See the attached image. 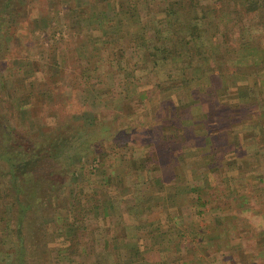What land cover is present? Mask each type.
<instances>
[{
  "label": "trees",
  "instance_id": "trees-1",
  "mask_svg": "<svg viewBox=\"0 0 264 264\" xmlns=\"http://www.w3.org/2000/svg\"><path fill=\"white\" fill-rule=\"evenodd\" d=\"M71 2L76 3V16L71 25L77 26V34L75 32L74 40H71L74 43L71 63L79 68V89L86 104L95 87L94 92L106 96L107 103L112 104H123L122 100L129 95L140 96L149 89L155 92L163 84L167 90H186L191 82L186 74V65L203 66L202 63L220 57L217 55L222 45L217 41V32H213L219 25L213 13L215 7L223 9L234 26L240 27L247 20L249 31L264 39V0H94L87 3L85 7L89 12L85 13H78L80 7L83 8L80 0ZM11 5L10 0H0V246L3 249L0 264H139L142 260L139 261L138 246L132 244L129 237L132 226L130 223L127 225L131 210L128 206L122 207L120 200L113 201L114 196L110 197L106 190L103 198L98 197L101 186L94 179L83 176L75 179V173L71 172L72 179L64 186L63 196H51L49 192L44 195L42 192L47 181L50 182V190L56 182L54 174H40V164L48 156L41 161L39 157L51 145L54 154L61 147L57 136L50 138L54 130L36 134L22 125L24 118H20V114L26 111L28 101L24 102L27 99L21 91L23 82L31 76L27 71L28 61H15L17 72H23L13 80H9L8 75L2 77L6 67L4 55L9 52L13 39L11 30L18 24L16 10L10 9ZM227 8L232 10L226 13ZM231 27L227 28L230 33ZM49 29L48 40L57 31L56 26ZM252 39L254 35L249 33L248 42ZM248 42L243 45L248 47ZM41 47L42 44L35 49L41 50ZM222 54L228 56L227 51ZM221 58L224 60L225 57ZM118 61L124 63L123 69H119ZM224 61L228 62V59ZM38 72L33 74V82L40 91H49L48 86L53 83L47 82L48 73L45 77ZM18 78L20 81L16 83ZM61 96L58 94L59 98ZM97 99L91 104L99 103ZM57 102L65 103L62 100ZM47 106L45 113H57L53 102ZM13 119L18 123L17 129L10 123ZM178 119L173 122L174 131L169 129L163 137L172 133L176 135L175 131L180 136L185 134L183 127L177 124ZM94 126L95 121L82 124L83 128ZM98 128L100 131L104 127ZM13 130L28 143L27 151H38L30 158L24 153L22 163L12 162L9 148H12L10 137ZM100 135L102 138L99 132ZM119 163L124 164L125 161ZM115 170L117 172L118 169ZM107 171L104 170L105 173ZM113 173H106L102 186L105 188L107 183H116L120 190L122 179ZM118 195L121 196V192ZM43 197L45 201L38 206L39 199ZM39 211L43 215L40 222L35 223L38 224L37 231L42 230L34 240L32 221L26 217Z\"/></svg>",
  "mask_w": 264,
  "mask_h": 264
},
{
  "label": "crops",
  "instance_id": "crops-1",
  "mask_svg": "<svg viewBox=\"0 0 264 264\" xmlns=\"http://www.w3.org/2000/svg\"><path fill=\"white\" fill-rule=\"evenodd\" d=\"M222 10L213 11V32L226 40L232 19ZM245 27L232 26L237 46L218 42L217 60L185 66L186 90L163 84L122 100L119 121L135 123L145 140L136 147L123 141L115 155L125 163L114 168L122 183L113 201L131 210L139 264H264V227L250 230L243 219L263 213L264 221V39ZM177 117L185 134L163 137ZM247 238L257 239L254 246ZM154 250L157 260L149 261Z\"/></svg>",
  "mask_w": 264,
  "mask_h": 264
},
{
  "label": "rangeland",
  "instance_id": "rangeland-1",
  "mask_svg": "<svg viewBox=\"0 0 264 264\" xmlns=\"http://www.w3.org/2000/svg\"><path fill=\"white\" fill-rule=\"evenodd\" d=\"M89 1L93 2L94 0H80V4L83 8L80 7L78 13L89 12L85 7ZM10 3H12L10 9L16 10L14 12L17 14L18 24L16 26L14 25L15 27L13 26L11 30L13 39L10 41L9 52L4 55L6 67L5 71L2 73V77L8 75V79L13 80V77L23 72V70L19 73L17 72L18 66H16L15 61L22 59L28 61L29 67L27 71L31 76L28 81L23 82L21 91L23 96L26 97L25 99H27L26 101L22 100L24 102L28 101L25 108L26 111L20 114V118H24L22 125L30 129L28 131H35L36 134L37 132L42 133L48 130L53 132L54 130L50 138L57 136L58 138L56 139L61 147L57 153L54 154L53 145H51L49 150L39 157L41 161L48 156V159L42 161L40 164V174L45 175L52 173L54 174L53 178L56 182L55 186L50 190V182L47 181V187L42 188L43 194L46 195L49 192L51 196L57 194L63 196L65 193L63 188L68 185L72 179L70 173L74 172L76 175L75 179H80L81 176L87 177L90 180L94 179L97 185L101 186L98 197L103 198V194H105L104 190H106L111 197L113 193L116 192L117 188L108 183L105 188H103L104 186L102 185L105 183L104 176L109 172L107 170L112 172L114 168L119 167L120 163L115 161V155L120 153L119 149L123 147L122 142L133 140V147H136L145 140V136L143 133L139 134V132H137L139 129L135 123L128 126V128L131 129H128L127 126L125 127V122L119 121V118L122 117V104H116L115 106L108 105L107 98H105L106 96H102L99 92H94L96 91V87L93 92H90L91 95L88 104L83 102L82 92L79 89V87H81L79 84V68L71 63L73 56L72 50L74 48V43H72L71 40H74L73 36H75V32L77 34V26L72 27V20L76 16V9L74 7L76 3L71 2V0H10ZM244 23L248 24L247 20H244L243 24ZM51 26H56L57 31L55 36H50L48 40V36L51 32L49 28ZM232 26H234V24H232ZM16 29L18 30L16 31ZM231 29H233V31H231V33L233 32L232 35L227 31V37L230 35L231 39L228 40L226 37V40H224L223 35H219L218 42L236 45V39L238 38L236 33L238 30H235L236 27L235 29L231 27ZM41 44V50L35 49V46ZM29 70L32 73H29ZM37 70L39 71L38 73L45 74V77L48 73V78L46 80L49 83L50 81L53 83V85L48 86V88L50 87L49 91H40L33 82L35 81L33 74ZM19 81L20 78L16 80V83H19ZM59 87L61 88L60 90ZM89 88H91V86ZM58 94L62 96L59 98ZM96 98H99L97 99L99 103L95 105L91 104ZM22 100L20 99V101ZM58 100H62L65 103H59L57 102ZM49 102L54 103L53 109L57 110V113H55V111H48V113H45ZM103 105L106 107H103ZM3 107H7V105H3ZM39 107L41 108L39 109ZM41 115H44V118H42ZM56 116L58 118L55 120ZM15 118L17 117L15 116ZM14 119L11 120L10 123L13 125V128L17 129L18 123ZM93 121H95L94 127H82L83 123L90 124ZM101 125L104 128L98 131L99 128L97 129V126L101 127ZM12 132V136L10 137V146L12 148H9L10 150L8 149L12 153V162L22 163L25 159V156H23L24 153L28 158L38 153V151H27L29 147L28 143L20 137L19 133H16L17 131L13 130ZM99 132L103 135V140L101 135L98 136ZM54 133H56L55 136ZM52 142H54V140ZM107 164H110V166H107ZM104 170L107 172L105 173ZM89 172H92L93 175ZM46 190L50 191L46 192ZM43 201H45L44 197L40 198L38 206H40L41 203L43 204ZM261 214L263 213L252 214L244 212L243 219L245 227L248 229L250 228V230L256 228L260 229L261 226L264 227ZM42 215L41 211H39L34 215L32 213L28 214L26 217V219L32 221L31 230L34 234V236L32 235L34 240L38 239L40 230H42L40 227L41 229L37 231L39 228H37L38 224H36L40 222V217ZM123 219L126 222L125 217ZM108 221L110 222L109 218ZM5 233H3V235ZM256 241L257 239H249L247 241V246H254ZM2 250L0 246V260ZM147 258L149 261H156L157 250L149 253Z\"/></svg>",
  "mask_w": 264,
  "mask_h": 264
}]
</instances>
